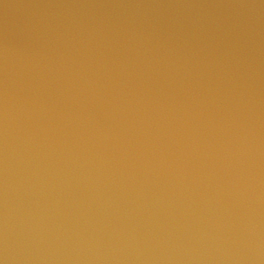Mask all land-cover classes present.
Instances as JSON below:
<instances>
[{
    "label": "water",
    "instance_id": "1",
    "mask_svg": "<svg viewBox=\"0 0 264 264\" xmlns=\"http://www.w3.org/2000/svg\"><path fill=\"white\" fill-rule=\"evenodd\" d=\"M0 264H264V0H0Z\"/></svg>",
    "mask_w": 264,
    "mask_h": 264
}]
</instances>
